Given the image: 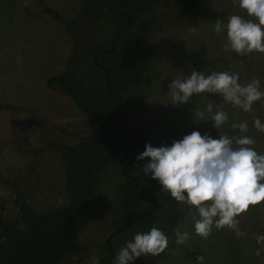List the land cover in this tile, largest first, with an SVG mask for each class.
<instances>
[{
	"label": "rangeland",
	"instance_id": "obj_1",
	"mask_svg": "<svg viewBox=\"0 0 264 264\" xmlns=\"http://www.w3.org/2000/svg\"><path fill=\"white\" fill-rule=\"evenodd\" d=\"M198 1L196 20L191 25L183 23L172 7L158 8L160 15L151 37L155 63L138 119L152 137L154 147L171 146L173 141L182 140L193 131L214 139L224 135L239 137V131L232 128L236 119L234 109L222 95L193 94L187 103L174 106L169 88L172 80L186 79L193 71L205 77L214 72H234L244 77V70L249 68L252 78L264 83V53L238 54L231 49L226 27L219 34L214 30L217 19L226 26L233 15L258 23L256 18L240 8L239 0ZM78 7L74 0H0V103L29 106L51 125L43 130L25 112L0 110V172L35 210L60 206L66 198L58 154L49 152L36 159L27 157L33 143L35 146L33 133L40 130L38 139L47 141L61 136L72 140L87 132L70 100L44 85L47 76L60 71L71 45L51 14L57 12L71 17ZM209 103L213 104L211 113L207 111ZM261 108L258 106L244 119L254 121ZM198 110L203 111V120L196 115ZM217 111L228 115L227 122L219 128L213 126L212 120ZM255 145V151L264 155V139L256 141ZM233 147L238 145L233 143ZM108 172L112 173V169ZM101 191L107 189L101 188ZM111 201L119 213L135 207L134 202L122 197L117 200L112 197ZM17 203L14 193L0 185V214L4 219L17 223ZM157 204L156 210L165 223L168 246L159 255L142 254L134 264H264V201L258 203V207L249 205L228 225L217 227L214 220L207 237L195 232V221L200 217L194 206L178 201L172 206L166 196H161ZM98 208L105 219L99 224L102 233L91 236L98 228L85 226L87 228L81 232L83 240L102 243L112 231L106 224V218L112 216V206L106 204ZM244 213L248 218L245 219ZM84 224L89 223L85 220ZM177 230L189 233L190 239L177 244ZM138 233L142 232L136 227L125 230L116 234L110 245L118 254L127 243L134 242ZM241 242L244 243L242 248ZM244 249H247L246 256L240 254ZM82 264H95L94 253Z\"/></svg>",
	"mask_w": 264,
	"mask_h": 264
},
{
	"label": "trees",
	"instance_id": "obj_2",
	"mask_svg": "<svg viewBox=\"0 0 264 264\" xmlns=\"http://www.w3.org/2000/svg\"><path fill=\"white\" fill-rule=\"evenodd\" d=\"M74 1L79 7L71 17L57 12L51 14L69 37L71 45L60 71L47 76L44 85L70 100L80 113L87 132L72 140L60 135L59 139L47 141L38 139L41 138L40 130L33 133L35 146L33 143L27 157L36 159L49 152L58 154L66 198L60 206L33 209L0 172V185L9 188L18 198L17 223L0 214V264H82L91 253H94L95 264H114L115 251L107 246L105 239L96 243L81 238V232L87 227L90 229L91 225L98 228L91 236L102 233L99 224L104 215L98 207L112 206V216L106 218L107 226L112 227L111 233L125 226V216L132 211L136 215L130 214L127 230L136 227L140 232L148 233L156 226L167 234L162 216L157 210H150L152 200L158 203L161 196H166L172 206L177 202L150 174L145 175V161L136 159L146 144L154 147L152 137L138 119L155 63L151 37L160 15L158 8L172 7L183 23L191 25L196 20L199 1ZM244 71L245 76H239L238 83L247 85L255 79L249 68ZM260 91L264 92V83L260 84ZM263 99L254 102L251 110L262 107L257 115L262 124ZM232 108L235 124L244 122L248 125L247 132L237 128L239 137L252 138L255 143L250 147L255 150L256 141L264 139V132L254 126V121L244 119L252 114L251 111L245 112L233 105ZM0 110L25 112L43 130L51 126L38 111L26 105L0 103ZM127 162L130 180L122 176ZM111 169L112 173L108 172ZM101 188L107 191H101ZM135 189L139 197L135 195ZM112 197L128 199L135 207L119 213L112 204ZM244 217L248 218L245 213ZM83 219L89 224H84ZM243 244L241 242L240 246ZM246 251L244 249L240 254L246 256Z\"/></svg>",
	"mask_w": 264,
	"mask_h": 264
},
{
	"label": "clouds",
	"instance_id": "obj_3",
	"mask_svg": "<svg viewBox=\"0 0 264 264\" xmlns=\"http://www.w3.org/2000/svg\"><path fill=\"white\" fill-rule=\"evenodd\" d=\"M239 6L258 23L233 15L226 26L217 19L215 32L219 34L226 27L231 49L238 54L264 53V0H239ZM238 81V74L214 72L205 77L201 72L193 71L186 79L172 80L169 88L174 106L187 103L193 94L207 92L220 94L226 102L250 112L253 103L264 97L260 81L255 79L247 85ZM207 111H213L212 103L207 105ZM196 115L204 119L203 111L198 110ZM212 120L213 126L219 128L227 122L228 115L217 111ZM254 126L264 132V124L259 118L254 120ZM232 128L247 132L248 125L242 122L233 124ZM233 143L238 147L234 148ZM254 143L248 136L229 138L224 135L214 139L193 131L182 140L173 141L171 146L146 144L136 159L145 161V175L150 174L158 181L162 190L170 193L176 201L195 207L200 217L195 221V232L207 237L214 220L217 227L228 225L249 205L264 201V155L250 147ZM175 235L177 244L190 239L187 232L177 230ZM168 243V237L153 226L150 232L136 234L134 242L122 247L114 264H134L142 254L159 255Z\"/></svg>",
	"mask_w": 264,
	"mask_h": 264
},
{
	"label": "water",
	"instance_id": "obj_4",
	"mask_svg": "<svg viewBox=\"0 0 264 264\" xmlns=\"http://www.w3.org/2000/svg\"><path fill=\"white\" fill-rule=\"evenodd\" d=\"M127 169H128V162L126 163V165H125V167L123 168L122 171L125 172ZM134 193H135L136 196L139 197V195L137 194L136 189L134 190ZM129 214L136 215V213H133V212H131V213H129ZM129 214L126 215V225H125L123 228H121V229H117L116 231H114V233H113L112 235L117 234V233H121L123 230H126V229L128 228V226H129V224H130V222H129ZM112 235H110V236L107 238V244H108V247H109L110 249H112V247H111L110 244H109V240H110V238H111ZM114 256H115V260H116V256H117V253H116V252H114Z\"/></svg>",
	"mask_w": 264,
	"mask_h": 264
},
{
	"label": "flooded vegetation",
	"instance_id": "obj_5",
	"mask_svg": "<svg viewBox=\"0 0 264 264\" xmlns=\"http://www.w3.org/2000/svg\"><path fill=\"white\" fill-rule=\"evenodd\" d=\"M123 170V169H122ZM122 176L125 178V179H132L131 178V176L128 174V170H126L125 172H123L122 171ZM159 205L156 203V201H154V200H152V205H151V207H150V210H156V208L158 207ZM131 213V212H130ZM134 213V212H133ZM129 214V213H128ZM132 215V214H131ZM129 216H130V214H129ZM125 218H126V216H125ZM125 225H126V220H125ZM129 226H130V224H129ZM128 226V227H129ZM121 229V228H120ZM127 230V229H126ZM123 231H125V230H123ZM122 231V232H123ZM112 232V231H111ZM111 232H109L108 233V235L106 236V238H105V242L107 243V238L110 236V235H112L113 233H111ZM118 234V233H117ZM115 235V234H114ZM114 235H112L111 236V238H110V240H112V238L114 237ZM110 240H109V244H110ZM107 246H108V244H107ZM95 249V247H93V250ZM113 251V250H112ZM95 263H96V260H95Z\"/></svg>",
	"mask_w": 264,
	"mask_h": 264
}]
</instances>
